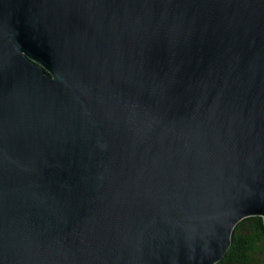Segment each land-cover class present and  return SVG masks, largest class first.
I'll use <instances>...</instances> for the list:
<instances>
[{
  "label": "water",
  "instance_id": "1",
  "mask_svg": "<svg viewBox=\"0 0 264 264\" xmlns=\"http://www.w3.org/2000/svg\"><path fill=\"white\" fill-rule=\"evenodd\" d=\"M264 217V0H0V264H216Z\"/></svg>",
  "mask_w": 264,
  "mask_h": 264
},
{
  "label": "trees",
  "instance_id": "2",
  "mask_svg": "<svg viewBox=\"0 0 264 264\" xmlns=\"http://www.w3.org/2000/svg\"><path fill=\"white\" fill-rule=\"evenodd\" d=\"M216 264H264V217L253 215L240 220L231 245Z\"/></svg>",
  "mask_w": 264,
  "mask_h": 264
}]
</instances>
